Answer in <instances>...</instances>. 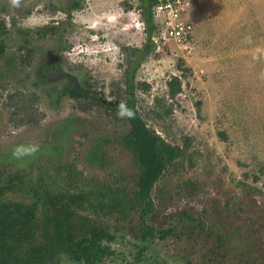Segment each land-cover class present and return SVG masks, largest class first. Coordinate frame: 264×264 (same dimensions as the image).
Listing matches in <instances>:
<instances>
[{"label":"rangeland","instance_id":"1","mask_svg":"<svg viewBox=\"0 0 264 264\" xmlns=\"http://www.w3.org/2000/svg\"><path fill=\"white\" fill-rule=\"evenodd\" d=\"M74 1L80 8L70 9ZM138 4L0 0V189L13 185L0 190V203L36 205L35 227L7 225L14 237L3 248L13 258L44 249L35 264H82L67 256L71 240L103 230L115 251L104 264H264V0H195L188 42L150 38L155 49L136 70L133 96L169 148L153 153L171 158L150 195L153 224L172 233L139 262V207L130 200L142 168L129 124L107 108L125 95L129 49L147 38ZM172 77L180 81L173 98ZM76 88L94 99L65 91ZM14 94L37 96V123H14ZM30 144L36 153L13 156ZM49 198L69 212L61 236L42 225Z\"/></svg>","mask_w":264,"mask_h":264},{"label":"trees","instance_id":"2","mask_svg":"<svg viewBox=\"0 0 264 264\" xmlns=\"http://www.w3.org/2000/svg\"><path fill=\"white\" fill-rule=\"evenodd\" d=\"M139 9L141 11L140 15L142 17V22L144 24V30L147 33V38L144 42L142 48H131L129 49V53L126 55L125 63L127 64V68L124 73V83H125V95L118 99L116 103L107 105V108L112 111V115L116 120L126 121L130 126L129 136L130 142L132 147L136 152V160L138 164L141 166L142 171L140 177L137 182V191L132 197V205L139 207L142 219L144 222L149 221V208H150V193L153 187V184L156 181V176L158 171L162 168V164L164 161H169L171 157H165L160 160H157L156 157H153L154 152H159L160 154L164 155L168 152L169 148L165 145L159 138L158 135L150 132L143 120L140 118L136 107L135 101L133 96L134 91V75L138 66L141 64L144 59L149 56L152 51L155 49L153 42L151 41V35L154 29V22L152 18L151 9L153 7V0H138ZM80 2L74 1L70 9H78L80 8ZM69 11V10H67ZM67 13V12H66ZM56 26H51L44 32H37L38 35H45L48 33H54ZM6 33V27L3 22H0V36H3ZM27 43V41H25ZM4 43L0 39V54L4 51ZM24 47V46H22ZM27 57V56H26ZM26 59V58H25ZM146 87V86H145ZM168 95L173 98L176 94L180 91V81L177 77H172L168 84ZM70 96L75 98L80 97H89L94 99L93 96H90L89 93L86 92L85 89L79 88L75 90H65ZM10 102L8 103L11 105L13 109L12 114L15 115L14 123L16 125H24V124H34L37 123L35 118V108L38 99L37 96L34 94H30L28 97L23 95H12L9 96ZM122 101L127 102V106L135 112V116L132 119L128 118H118L116 116V110L119 107ZM164 153H162V152ZM179 151V150H178ZM177 151V153H178ZM176 153V154H177ZM175 154V155H176ZM169 159V160H168ZM173 159V157H172ZM13 185L5 186L3 190H10ZM33 191V190H32ZM37 197H40L38 191L33 192ZM79 196H74V199L78 198ZM59 201H53L51 198L46 200L44 204L42 203L41 207L43 208L44 212L42 213V225L46 222L47 224L53 227L54 232H58L56 235L61 236L63 234V229H67L66 227L69 224V212L59 206ZM112 205H116V202L113 200ZM36 205L33 207H24L20 204H3L0 203V264H35L41 258V251L44 249H39L38 247L30 248L26 253L21 254L20 258H13L11 255L8 254L5 249L3 248V243L8 238H13L11 234L8 232L7 225L9 228L11 225L15 227V224L19 225V228L26 229L29 227H35L34 224H31L32 218H34V212L36 210ZM148 230H152L151 227H147ZM150 228V229H149ZM27 230V229H26ZM19 233V232H18ZM26 233V232H25ZM10 234V235H9ZM64 235H66L64 233ZM19 238V237H18ZM17 239V236L16 238ZM73 245H77V252L84 255L87 253L86 248L84 247L83 242H72ZM2 246V247H1ZM83 246V247H81ZM41 248V247H40ZM32 251V252H31ZM38 253V254H37ZM11 256V258H10ZM85 256V255H84ZM75 257H79L75 255Z\"/></svg>","mask_w":264,"mask_h":264},{"label":"flooded vegetation","instance_id":"3","mask_svg":"<svg viewBox=\"0 0 264 264\" xmlns=\"http://www.w3.org/2000/svg\"><path fill=\"white\" fill-rule=\"evenodd\" d=\"M102 101V100H101ZM151 199V195H150ZM152 200L150 201L149 208V221L144 222L139 210V221H140V246H137L138 252L137 257L135 258L137 262L140 261L141 255L148 250L153 243L158 241L162 242L170 237L172 231L170 229H159L157 228L151 219L152 213ZM147 227H151L152 230H148ZM150 229V228H149ZM74 242H83L84 247L87 250V253L81 255L79 251L77 252V245H72L71 252L67 253L69 259L76 263L82 264H104L108 259L115 257V251L113 250L111 244L114 242V236L105 231H96L92 230L88 236H83L77 241ZM75 255L79 256L78 258Z\"/></svg>","mask_w":264,"mask_h":264},{"label":"built area","instance_id":"4","mask_svg":"<svg viewBox=\"0 0 264 264\" xmlns=\"http://www.w3.org/2000/svg\"><path fill=\"white\" fill-rule=\"evenodd\" d=\"M195 0H153L151 9L156 35L153 42L165 44L170 40L186 43L192 37L194 25L189 11Z\"/></svg>","mask_w":264,"mask_h":264},{"label":"clouds","instance_id":"5","mask_svg":"<svg viewBox=\"0 0 264 264\" xmlns=\"http://www.w3.org/2000/svg\"><path fill=\"white\" fill-rule=\"evenodd\" d=\"M116 116L118 118H128L132 119L135 116V112L133 109L129 108L127 106L126 101H122L119 105V107L116 110ZM39 146L35 144L30 145H21L17 146L15 149H13V156L16 158H21L27 155H32L38 151Z\"/></svg>","mask_w":264,"mask_h":264}]
</instances>
